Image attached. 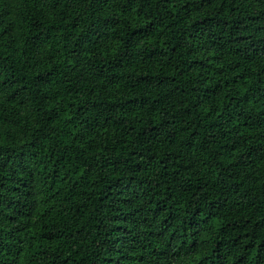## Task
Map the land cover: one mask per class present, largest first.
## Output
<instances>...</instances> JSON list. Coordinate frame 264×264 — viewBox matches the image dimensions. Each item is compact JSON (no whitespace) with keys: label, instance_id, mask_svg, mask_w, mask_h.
Listing matches in <instances>:
<instances>
[{"label":"trees","instance_id":"1","mask_svg":"<svg viewBox=\"0 0 264 264\" xmlns=\"http://www.w3.org/2000/svg\"><path fill=\"white\" fill-rule=\"evenodd\" d=\"M0 264H264V0H0Z\"/></svg>","mask_w":264,"mask_h":264}]
</instances>
